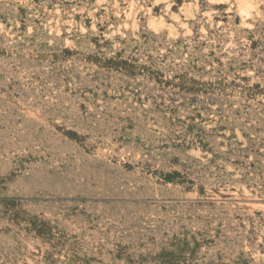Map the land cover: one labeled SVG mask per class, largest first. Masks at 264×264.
Instances as JSON below:
<instances>
[{
    "label": "rangeland",
    "instance_id": "rangeland-1",
    "mask_svg": "<svg viewBox=\"0 0 264 264\" xmlns=\"http://www.w3.org/2000/svg\"><path fill=\"white\" fill-rule=\"evenodd\" d=\"M0 264H264V0H0Z\"/></svg>",
    "mask_w": 264,
    "mask_h": 264
},
{
    "label": "bare ground",
    "instance_id": "bare-ground-1",
    "mask_svg": "<svg viewBox=\"0 0 264 264\" xmlns=\"http://www.w3.org/2000/svg\"><path fill=\"white\" fill-rule=\"evenodd\" d=\"M246 4V3H245Z\"/></svg>",
    "mask_w": 264,
    "mask_h": 264
}]
</instances>
